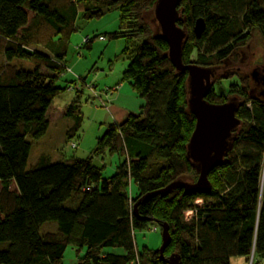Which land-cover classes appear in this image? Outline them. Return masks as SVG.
I'll return each mask as SVG.
<instances>
[{"label":"trees","instance_id":"16d2710c","mask_svg":"<svg viewBox=\"0 0 264 264\" xmlns=\"http://www.w3.org/2000/svg\"><path fill=\"white\" fill-rule=\"evenodd\" d=\"M157 1L0 0V243L8 245L0 250V264H63L70 245L86 250L78 264H168L171 255L179 256L181 264H231L235 257L249 262L252 255L253 264L262 263L264 76L253 77L258 67L254 72L244 68L241 52L254 32L264 40V0H181L178 25L188 32L183 61L216 69L214 86L238 79L231 97L218 95L213 86L206 100L222 104L238 98L236 116L242 125L223 165L209 174L210 193L176 189L153 196L177 180L198 179L187 157L196 126L188 104V73L177 72L167 42L149 21H154ZM114 10L120 12V28L110 39L140 42L122 80L143 100L140 113L109 124L86 158L53 162L42 154L28 168L33 145L50 128L51 104L76 83L58 85L78 16L90 21ZM199 18L206 22L201 38L194 33ZM43 44L48 53L37 49ZM24 61L33 67L16 64ZM227 65L235 72L223 76ZM83 92L77 91L66 108V117L74 121L67 130L69 141L83 125ZM107 154L122 159L108 178L94 162ZM13 184L17 190H11ZM200 199L203 203L195 204ZM191 210L196 216L188 215ZM46 223H56L57 232L41 234ZM165 223L172 242L164 256L159 250L138 251L136 232Z\"/></svg>","mask_w":264,"mask_h":264},{"label":"rangeland","instance_id":"374dc122","mask_svg":"<svg viewBox=\"0 0 264 264\" xmlns=\"http://www.w3.org/2000/svg\"><path fill=\"white\" fill-rule=\"evenodd\" d=\"M149 21L150 23L155 22L151 19ZM155 25H157L156 22ZM76 27L78 31L71 39L68 54L65 59L66 68L71 69V71L68 72L66 70V73L60 79L58 85L65 86L67 82L76 80L77 84H80L79 86L84 89L80 102L81 113L84 119L82 128L78 136L72 141H69L67 139V130L73 125L74 121L69 118L55 120L54 118H58V116L50 114L49 119L52 120L51 127L47 135L41 141L33 145L28 161V168L33 166L42 154L49 155L53 162H59L71 157L86 158L92 153L96 147L97 139L106 132V128L109 124L114 123L110 110L102 104V99L108 101L104 91L106 89L113 90L114 87L123 80V75L127 70L130 58L136 54L140 47V42L138 41H129L123 38L118 40L110 39L109 35L118 32L120 28V12L118 10L111 11L100 19L90 21L85 20L82 13H80L76 22ZM86 37L90 38L91 41L89 50L83 47V57H79L78 46ZM37 49L48 53L45 44L38 46ZM241 53L242 59L247 60L252 65L253 68L251 71L259 66H256L259 62L260 65L264 66V40L258 32L253 33L251 43ZM196 58L197 53L195 52L192 55L191 61H196ZM3 63L4 58L0 57V64ZM16 64L28 69L33 67L26 61H24V63L16 62ZM262 69L263 68L258 70L260 76H264ZM41 70L44 73H48L45 69ZM233 72H235L234 66L227 65L225 71H222V74L224 76V73L230 74ZM80 78H85V83L80 80ZM85 84L94 86L97 95H99L101 99L96 97ZM126 84L128 87L132 88L130 84ZM232 84L240 85V82L237 78L218 81L214 86V90L218 95L229 98L231 97L229 96V92L231 91ZM75 96L76 92L67 90L57 99L60 102ZM108 106L110 107L111 104L108 103ZM72 142L77 143L76 148L72 146ZM121 160L117 156L107 154L100 158H96L94 162L97 167H103L104 177L108 178L115 174ZM11 190H17L15 184L11 186ZM130 194L131 196L136 194V186H132ZM197 203H203V201L200 199L195 201V204ZM153 228L154 225H150L146 230L136 232L135 244L138 251L142 252L145 248L157 251L161 248L162 228L157 226L158 231L156 233L151 231ZM57 230L58 225L56 223H46L41 227V234L48 232L55 233ZM7 246V243H0V250L6 249ZM85 253V249H78L70 245L65 252L63 264H78L80 258L83 257ZM240 260H242L241 257L231 259L232 264H240ZM250 260L248 264H250Z\"/></svg>","mask_w":264,"mask_h":264},{"label":"water","instance_id":"95a60500","mask_svg":"<svg viewBox=\"0 0 264 264\" xmlns=\"http://www.w3.org/2000/svg\"><path fill=\"white\" fill-rule=\"evenodd\" d=\"M180 2L181 0H158L153 14L160 36L169 46L168 57L171 63L178 73H188V104L189 110L196 118V126L187 146V157L198 173V179L195 182L177 180L154 192L153 196L165 195L176 189H183L188 195L210 193L212 185L209 174L223 165L242 125L236 116L240 107L238 98L232 97L222 104H213L206 100L214 86L216 69L184 63L183 51L188 41V32L178 25L181 16L178 10ZM205 30L206 22L199 18L194 26L195 36L201 38ZM256 74L255 72L253 77H256ZM160 227L162 246L159 252L163 257L172 242V236L167 223L160 224ZM168 264H181V259L177 255H171Z\"/></svg>","mask_w":264,"mask_h":264},{"label":"crops","instance_id":"0c3cea01","mask_svg":"<svg viewBox=\"0 0 264 264\" xmlns=\"http://www.w3.org/2000/svg\"><path fill=\"white\" fill-rule=\"evenodd\" d=\"M57 98L53 101V103L51 104L48 110V120L50 122V127L52 124L51 123L52 120L49 119V115L50 114H53L55 116L57 115L58 118H54L55 120L67 118L66 108L74 100V97H72V98L67 99L66 101L59 102ZM109 103L111 104V106L110 107L108 106V109L110 110L112 114V119L114 120V123H117V124L123 123L130 115L139 114L141 111V108L144 105L143 100L136 94V92L132 88L127 86L126 82H123V81L119 82V84H117V86L114 87V92H113V95L110 97ZM42 142H45V141H42ZM241 258L242 260H240V264H248V260L246 258H243V257ZM231 264H232V261H231Z\"/></svg>","mask_w":264,"mask_h":264},{"label":"built area","instance_id":"2783aa9c","mask_svg":"<svg viewBox=\"0 0 264 264\" xmlns=\"http://www.w3.org/2000/svg\"><path fill=\"white\" fill-rule=\"evenodd\" d=\"M90 42V38L86 37L85 39H83L82 43L78 46V50H79V57H83V51H82V48L85 47L86 44H88ZM68 72H70L71 70L70 69H66ZM72 86H69L68 87V90L69 91H73V92H77V91H81L82 88L79 86L80 84H77V81L76 83L74 84H71ZM85 86L90 89L94 95L96 97H98L99 99H101V97H99V95H97V91L95 90V87L94 86H91V85H87L85 84ZM114 92V89L111 90V89H106L104 91V93L106 94V98L108 99V101H104L102 99V104H104L106 106V108H108V103L110 101V97L113 95V92ZM248 107H250V105H248ZM72 146L74 148L77 147V143H72ZM198 204V203H197ZM201 204V203H199ZM262 206H264V172H263V176H262V180L260 182V199H259V208H261ZM188 215H192V216H196V211L195 210H191L189 211ZM152 232L156 233L158 231V228L157 226H154V228L151 230ZM252 259L250 260V264H253V260H254V255H252L251 257ZM261 264H264V258L262 259V263Z\"/></svg>","mask_w":264,"mask_h":264},{"label":"flooded vegetation","instance_id":"af4514ba","mask_svg":"<svg viewBox=\"0 0 264 264\" xmlns=\"http://www.w3.org/2000/svg\"><path fill=\"white\" fill-rule=\"evenodd\" d=\"M259 55V54H258ZM257 57V56H256ZM247 60H245L244 62H245V64H244V68L246 69V70H251L253 67H252V65L250 64V62H246ZM260 63V62H259ZM256 65V64H255ZM261 68H263L262 70H263V72H264V67H261V66H258V69L260 70ZM252 72H254V71H252ZM258 74V76L260 77V75H259V73H257ZM257 76V77H258Z\"/></svg>","mask_w":264,"mask_h":264}]
</instances>
